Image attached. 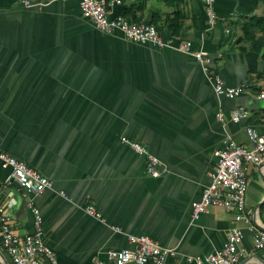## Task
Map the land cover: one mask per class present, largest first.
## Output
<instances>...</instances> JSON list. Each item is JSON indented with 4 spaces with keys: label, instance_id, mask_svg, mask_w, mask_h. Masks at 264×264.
I'll return each mask as SVG.
<instances>
[{
    "label": "crops",
    "instance_id": "0c3cea01",
    "mask_svg": "<svg viewBox=\"0 0 264 264\" xmlns=\"http://www.w3.org/2000/svg\"><path fill=\"white\" fill-rule=\"evenodd\" d=\"M79 2L26 8L0 0V152L52 184L26 199L13 185L2 188L0 209L22 236L34 230L37 208L57 264H113L107 251L134 248L127 235L173 249L165 264H195L187 259L221 249L233 224V213L219 206L191 219L214 151L225 140L248 145L247 128L264 135V0H214L213 24L201 0H120L110 8L111 17L153 25L160 48L101 33ZM184 42L210 56L208 73L178 49ZM213 74L248 90L218 96ZM123 140L145 145L161 175H147L145 157ZM245 169L248 222L239 224L237 264H264L251 229L255 222L264 229V158ZM9 175L0 167V183ZM87 205L104 223L85 214ZM0 257L12 264L1 240Z\"/></svg>",
    "mask_w": 264,
    "mask_h": 264
},
{
    "label": "built area",
    "instance_id": "2783aa9c",
    "mask_svg": "<svg viewBox=\"0 0 264 264\" xmlns=\"http://www.w3.org/2000/svg\"><path fill=\"white\" fill-rule=\"evenodd\" d=\"M26 8H41L47 0H20ZM206 19L213 24L216 15L213 10L214 0H201ZM120 0H80L81 15L87 18L94 27L103 34H122L123 38L139 45H150L160 48L164 45L157 29L148 23L133 22L122 15L110 16V8L120 5ZM178 49L190 54L202 66L203 72L208 73L207 66L211 62L210 56L203 51H194L189 42H184ZM211 83L216 95L232 99L240 96L248 87L239 85L228 87L217 74L211 75ZM264 99V94H260ZM241 117L240 112L233 113L232 121ZM219 121L223 120L221 115ZM246 136L248 145H238L232 140L223 141L214 151V167L208 171V184L203 188L200 199L192 204L191 219L196 221L212 206H219L233 213V224L230 227L225 242L221 249L204 257L188 258L187 261L195 264H237L241 255L243 231L239 224L248 222L246 216L245 193L247 189L246 165H260L264 158V135L258 134L253 128H247ZM136 154L145 157V170L147 175L158 178L162 171L159 169V160L151 155L145 145L139 142L122 141ZM0 167L9 169L10 175L3 183L0 190L11 185L15 186L21 196L26 199L29 195H41L52 188L51 182L29 168L26 164L9 155L0 152ZM61 196L64 194L61 193ZM35 221L34 230L22 236L17 235L10 226V219L0 209V240L4 253L12 264H57L55 254L43 243V229L37 208L31 207ZM85 214L104 223L101 215L92 205L84 208ZM254 212H257L255 209ZM254 223L252 243L254 249L264 246V229L255 227ZM257 226V225H256ZM113 231L119 233L118 228ZM127 241L134 246L132 250H109L106 255L113 264H165L166 260L174 256V250L158 245L145 236L127 235ZM0 264L4 261L0 257ZM90 264H99L96 262Z\"/></svg>",
    "mask_w": 264,
    "mask_h": 264
},
{
    "label": "trees",
    "instance_id": "16d2710c",
    "mask_svg": "<svg viewBox=\"0 0 264 264\" xmlns=\"http://www.w3.org/2000/svg\"><path fill=\"white\" fill-rule=\"evenodd\" d=\"M125 19H126V18H125ZM127 20H128V19H127ZM247 27H249V25H248ZM246 29H247V28H245V30H244V31H245V35L248 34V32H247Z\"/></svg>",
    "mask_w": 264,
    "mask_h": 264
}]
</instances>
